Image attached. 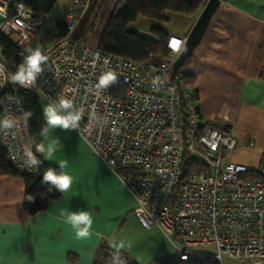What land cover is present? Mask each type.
Instances as JSON below:
<instances>
[{"label": "built area", "instance_id": "built-area-1", "mask_svg": "<svg viewBox=\"0 0 264 264\" xmlns=\"http://www.w3.org/2000/svg\"><path fill=\"white\" fill-rule=\"evenodd\" d=\"M26 1L0 0V34L24 51L46 20ZM90 3L69 2L59 20L67 35L41 51L47 60L32 79L25 61L9 66L0 57V106L13 121L0 128L9 164L19 175L38 173L15 93L24 89L63 117H79L70 126L126 185L139 224L158 228L172 244L178 240L180 259L211 257L219 264L224 254L239 263L264 259V147L256 169L226 160L240 143L234 127L203 122L194 89L180 71L172 72L185 37L168 36V54L139 61L70 38ZM113 74L107 86L100 83ZM16 75H23V84L13 80ZM187 160L197 161L198 170H187ZM107 264L132 261L122 256Z\"/></svg>", "mask_w": 264, "mask_h": 264}, {"label": "crops", "instance_id": "crops-1", "mask_svg": "<svg viewBox=\"0 0 264 264\" xmlns=\"http://www.w3.org/2000/svg\"><path fill=\"white\" fill-rule=\"evenodd\" d=\"M203 5L198 12L186 15L184 33H166L167 37H186ZM135 32L150 35L149 30ZM180 72L193 78L201 116L221 120L236 130L241 108L264 103V0H220L200 44ZM38 104L47 133L60 128L49 123L47 107L42 108L40 101ZM68 127L78 138H74L77 152L68 151L67 156L56 159L59 149L55 143L52 158L41 153L45 162L58 165L62 175L72 178L62 198L49 201L45 210L27 214L22 206L21 175L0 172V264H101L114 253L123 254L132 264H153L175 254L172 242L161 230L153 227L143 231L126 185L102 159L90 154L88 144L70 124ZM47 133L42 143H47ZM76 156L83 160H76ZM80 210L87 211L90 218V226L81 225L88 232L86 237H80L67 219L69 211ZM137 231L147 233L151 240L163 237L162 251L158 252L154 242L139 250Z\"/></svg>", "mask_w": 264, "mask_h": 264}, {"label": "trees", "instance_id": "trees-1", "mask_svg": "<svg viewBox=\"0 0 264 264\" xmlns=\"http://www.w3.org/2000/svg\"><path fill=\"white\" fill-rule=\"evenodd\" d=\"M56 0H28L26 6L32 10L41 11L47 14L54 6ZM206 0H116L113 10L109 15L107 23L98 39L97 45L104 51L124 56L133 60H143L151 54L161 52L162 55L169 53L166 47L167 34L157 26L149 29L151 37L142 36L129 29V25L138 16H144L155 21H165L167 11H173L185 15L198 12ZM57 26L56 39L66 36L67 30L59 22ZM1 59L9 66H16L25 61L27 52L15 46L6 37L0 34ZM185 82L192 87L193 78L182 74ZM123 90V87H120ZM22 109L25 114L30 141L34 149L35 156L40 161L37 164L38 173L35 176L21 175L24 182L23 209L33 215L46 209L49 201H57L62 198L63 191L51 182H45L43 177L49 169L54 170L58 175H62V169L55 164L47 163L42 158L41 152L37 150V145L42 143V136L47 133L48 126L39 107V99L31 92L24 89H16ZM196 94V91L194 90ZM197 96V94H196ZM5 117V109L0 106V118ZM215 123L219 122L217 120ZM1 128V126H0ZM187 170H198L199 163L196 161H185L183 163ZM0 172L4 174L18 175L7 161L6 154L0 144ZM249 176H253L250 174ZM120 260L123 254L114 253L110 259L101 264H107ZM97 264V263H96ZM153 264H219L214 258H193L189 260L180 259L176 252L171 257L160 258Z\"/></svg>", "mask_w": 264, "mask_h": 264}, {"label": "rangeland", "instance_id": "rangeland-1", "mask_svg": "<svg viewBox=\"0 0 264 264\" xmlns=\"http://www.w3.org/2000/svg\"><path fill=\"white\" fill-rule=\"evenodd\" d=\"M70 1L71 0H56L52 9L46 15L42 32L33 39L27 47H25L27 54L33 49L42 51L56 39L58 33L56 24L64 14ZM115 1L116 0H91V3L84 12L78 27L72 34H70V38L92 44L97 43L99 35L102 33L107 23L111 10H113ZM165 18V21L159 22L144 16H138V18L129 25V29L132 31H136V29L149 30L150 27L157 26L162 28L166 33L181 34L184 33L186 27H188V19L185 14L167 11ZM156 54L159 57L162 56L161 52ZM183 67L181 69H183ZM39 101L42 108L47 107L43 100ZM206 121L210 120L204 118L203 122ZM217 121H220L218 123H221V120ZM61 127L62 126H60V128ZM60 128L52 129L49 134L47 133V137L44 136L47 143L54 142L57 144L59 151L55 155L56 159H61L63 154L67 156L68 151L72 153L77 152L79 149V146L74 139L76 135L72 130L69 127H62V131ZM236 128V130L234 129V133L240 143L234 152L226 156V160L243 164L251 169H256L259 166L264 147V103L262 104V102L259 101L252 106L247 105L241 108V114L238 118ZM61 132H64L65 135L61 136ZM56 136L58 137L56 138ZM71 141L74 143H71ZM90 154H92L91 151ZM75 159L78 161L83 160L78 156H76ZM142 229L143 231H146L145 228ZM136 236L138 239L139 250H145L149 245L153 246L154 242L158 252L162 251V245L165 243L163 237L161 238L158 236L151 240V238H148L147 233L145 234L140 231H137ZM174 243L175 244L170 245L173 248V252H176V245H179L180 243L178 240H175ZM204 250L210 252L212 251V248H205ZM222 262L223 264H264V259H255L249 262L239 263L224 254Z\"/></svg>", "mask_w": 264, "mask_h": 264}, {"label": "clouds", "instance_id": "clouds-1", "mask_svg": "<svg viewBox=\"0 0 264 264\" xmlns=\"http://www.w3.org/2000/svg\"><path fill=\"white\" fill-rule=\"evenodd\" d=\"M47 60V57L42 54V52L38 49H33L28 53V56L25 57V64L28 66L27 75L31 79L34 77L35 73L38 72L41 68V62ZM115 79V75H104L100 78V83L102 85L107 86L110 81ZM14 81H18L19 83H24L23 75H16L13 77ZM65 107H67L66 101H61ZM47 115L49 117V123L51 125H61L64 128H68L70 121H75L79 119L78 116L70 115L67 118L58 114L56 108L52 105L47 107ZM13 125V121L9 118H0V126L3 127H11ZM37 150L43 154H45L48 158H52L54 155L55 150V143H41L37 145ZM29 158L33 165L39 164L40 161L37 159L35 155L29 152ZM63 167L64 164H61ZM45 182H51L55 186L58 187L59 190L65 191L67 190L72 183V178L67 175H58L54 170L49 169L45 172L43 177ZM68 222L72 225L74 229L77 230L78 235L80 237H86L88 232L86 229L81 228V225L90 226V218L87 211L80 210V211H69L67 216ZM117 260L119 259L118 256L115 257Z\"/></svg>", "mask_w": 264, "mask_h": 264}, {"label": "water", "instance_id": "water-1", "mask_svg": "<svg viewBox=\"0 0 264 264\" xmlns=\"http://www.w3.org/2000/svg\"><path fill=\"white\" fill-rule=\"evenodd\" d=\"M219 4L220 0H206L194 24L185 37L184 46L174 62L173 73L180 71L184 64L192 57L194 50L200 44L202 37L208 28L209 22ZM229 127L230 124H224L223 126L225 129H228Z\"/></svg>", "mask_w": 264, "mask_h": 264}]
</instances>
